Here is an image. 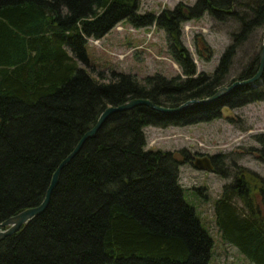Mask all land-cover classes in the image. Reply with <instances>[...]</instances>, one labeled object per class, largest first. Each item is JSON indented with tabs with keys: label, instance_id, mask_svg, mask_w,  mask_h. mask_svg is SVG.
Listing matches in <instances>:
<instances>
[{
	"label": "trees",
	"instance_id": "trees-1",
	"mask_svg": "<svg viewBox=\"0 0 264 264\" xmlns=\"http://www.w3.org/2000/svg\"><path fill=\"white\" fill-rule=\"evenodd\" d=\"M205 14L239 25L210 74L196 72L181 40L182 25ZM121 22L163 29L185 77L155 73L139 79L116 71L94 76L88 39L104 37ZM262 27L264 0L180 1L158 14L140 13V0H0V223L40 206L53 174L69 158L45 209L0 241V264H208L213 237L179 180L180 165L193 156L186 149L182 159L146 149L144 128L211 122L224 108L264 101V72L257 87H238L178 113L144 103L113 111L94 136L83 138L109 106L141 99L176 108L214 95L238 51ZM194 41L199 57L209 61L210 46L199 35ZM259 54L237 80L256 74ZM256 140L264 150V139ZM226 156H211L214 172L224 178ZM249 185L241 176L225 185L215 205L216 224L225 241L264 264V211L256 202L261 193L257 184ZM233 196L245 213L233 206Z\"/></svg>",
	"mask_w": 264,
	"mask_h": 264
},
{
	"label": "rangeland",
	"instance_id": "rangeland-1",
	"mask_svg": "<svg viewBox=\"0 0 264 264\" xmlns=\"http://www.w3.org/2000/svg\"><path fill=\"white\" fill-rule=\"evenodd\" d=\"M180 1L193 4L195 0H140V13L144 11L158 13L166 8L172 9ZM238 29L239 25L235 21L218 22L208 14L201 19L183 24L181 40L194 60L197 73L210 74L214 71L223 51L231 43L232 33ZM263 30V27L256 30L238 51L225 86L235 82L233 81L235 79L239 81L237 78L242 69L260 53ZM196 35H199L212 50L209 61L199 57L194 43ZM86 49L90 61L89 70L94 76L99 71L105 75L116 71L133 74L139 79L155 73L168 78L176 75L185 77L171 54L166 32L155 26L135 29L129 23L122 22L104 39L98 42L91 39ZM144 134L146 149L178 153V150L185 148L207 155L223 153L228 156L224 166L228 171V177L198 171L189 163H182L180 184L184 188L186 201L195 207L202 225L213 237L214 247L208 264H255L241 254L235 245L222 238L216 224L215 205L218 199L223 198L225 185L233 184L235 177L240 175L238 171L241 166L249 174L247 179L251 185L259 184V177L250 173L264 177V163L253 155L258 153L255 148H260L254 136L264 138V101L236 108L231 112V117L194 126L167 128L147 126L144 128ZM198 188L200 193L196 190ZM253 193H256L255 190ZM231 202L245 213L239 197L233 196ZM258 203L262 211L263 205L259 200Z\"/></svg>",
	"mask_w": 264,
	"mask_h": 264
},
{
	"label": "water",
	"instance_id": "water-1",
	"mask_svg": "<svg viewBox=\"0 0 264 264\" xmlns=\"http://www.w3.org/2000/svg\"><path fill=\"white\" fill-rule=\"evenodd\" d=\"M263 72H264V30H263V41H262L261 51L259 54L258 70H257L256 74L253 75L251 78L241 80V81L240 80L235 81L232 84H230L229 86H223V87L219 88L214 95H212L208 98L201 99V100H198V99L190 100V101H187L186 103H184V104H182L176 108H166V107L157 108L154 105H152L149 101H145V100H141V99L130 100L120 107H110L109 106L100 114L96 124L92 127V129H90L88 131V133L85 135L83 140L88 138V137L94 136L96 131L98 130V128L104 122V120L113 111L130 109L137 104H143L144 103V104L150 105L154 109H159L165 113H178V112H180L184 109H187V108H189L195 104H206V103H210L212 101H215L218 98H220L221 96L231 92L235 88L246 86V85H252V84L256 83L257 81H259V79H261ZM224 116L225 117H231L230 109H228V108L224 109ZM77 150H78V148L76 147L74 149V152H77ZM68 162H69V158L65 159L61 163L59 169H57V171L53 174L52 179H51L50 184H49V187L46 190L44 201L40 204V206L33 207V208H27L25 210H22L19 213H17L16 215H14V216L8 218L7 220H5L4 222L0 223V241L6 237L13 235L16 232H18L33 217L37 216L38 214H40L45 209V207L48 204L51 192H52L53 188L55 187V185L58 181V175H59L60 169H61V167H63ZM194 166L197 169L203 170V171L213 170V165L211 163V159L208 156L196 158L194 161Z\"/></svg>",
	"mask_w": 264,
	"mask_h": 264
},
{
	"label": "flooded vegetation",
	"instance_id": "flooded-vegetation-1",
	"mask_svg": "<svg viewBox=\"0 0 264 264\" xmlns=\"http://www.w3.org/2000/svg\"><path fill=\"white\" fill-rule=\"evenodd\" d=\"M255 139H257V137L255 136L254 137ZM264 139V138H263ZM259 144H260V148H255V151H256V153L257 154H254L253 153V155L254 156H256V159L257 160H260V161H262V163H264V150H263V148L261 147V143L260 142H258ZM252 150V149H251ZM250 151V150H249ZM189 153H191V152H189ZM192 154V153H191ZM193 156V155H192ZM179 157L182 159V155L180 154L179 155ZM242 170H244V171H246V169L244 168V167H240ZM250 174H252V175H255V176H257V178L259 177V184H257L256 185V191L257 192H259V193H261V196L259 195V194H257L258 196H257V198H256V202H257V206H259L260 204L258 203V200H259V202L260 203H262V205H263V209H262V211H264V197L262 196V187H263V183H262V180L264 179V177H260L259 175H257L256 173H250ZM239 176H241V178H243V181L246 183V184H248V186H250L249 184L250 183H248L249 181H248V179H246V178H248L249 177V174H242V175H239Z\"/></svg>",
	"mask_w": 264,
	"mask_h": 264
},
{
	"label": "bare ground",
	"instance_id": "bare-ground-1",
	"mask_svg": "<svg viewBox=\"0 0 264 264\" xmlns=\"http://www.w3.org/2000/svg\"><path fill=\"white\" fill-rule=\"evenodd\" d=\"M260 80V79H259Z\"/></svg>",
	"mask_w": 264,
	"mask_h": 264
}]
</instances>
